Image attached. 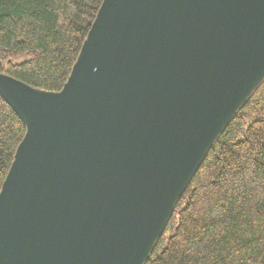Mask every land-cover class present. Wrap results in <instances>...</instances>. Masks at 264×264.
Listing matches in <instances>:
<instances>
[{"label": "water", "instance_id": "1", "mask_svg": "<svg viewBox=\"0 0 264 264\" xmlns=\"http://www.w3.org/2000/svg\"><path fill=\"white\" fill-rule=\"evenodd\" d=\"M263 73L264 0H103L59 91L0 73V264H144Z\"/></svg>", "mask_w": 264, "mask_h": 264}, {"label": "trees", "instance_id": "2", "mask_svg": "<svg viewBox=\"0 0 264 264\" xmlns=\"http://www.w3.org/2000/svg\"><path fill=\"white\" fill-rule=\"evenodd\" d=\"M103 0H0V73L57 92ZM26 126L0 95V190ZM144 264H264V79L207 150Z\"/></svg>", "mask_w": 264, "mask_h": 264}, {"label": "rangeland", "instance_id": "3", "mask_svg": "<svg viewBox=\"0 0 264 264\" xmlns=\"http://www.w3.org/2000/svg\"><path fill=\"white\" fill-rule=\"evenodd\" d=\"M264 79V73H263V76L260 78V82Z\"/></svg>", "mask_w": 264, "mask_h": 264}]
</instances>
